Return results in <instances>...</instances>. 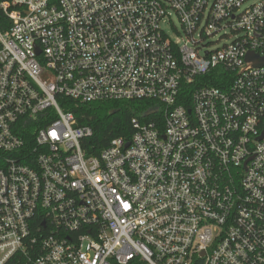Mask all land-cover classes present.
I'll list each match as a JSON object with an SVG mask.
<instances>
[{"label":"built area","instance_id":"built-area-1","mask_svg":"<svg viewBox=\"0 0 264 264\" xmlns=\"http://www.w3.org/2000/svg\"><path fill=\"white\" fill-rule=\"evenodd\" d=\"M0 12V264H264V0ZM63 98L158 105L87 156Z\"/></svg>","mask_w":264,"mask_h":264},{"label":"trees","instance_id":"trees-1","mask_svg":"<svg viewBox=\"0 0 264 264\" xmlns=\"http://www.w3.org/2000/svg\"><path fill=\"white\" fill-rule=\"evenodd\" d=\"M2 15L0 12V19ZM200 79L202 78H198L197 81ZM209 83L220 86L219 81L213 80ZM186 87L190 91V87ZM62 101L64 103L62 106L74 114L78 124L89 125L92 129V136L85 139L82 144L87 156L98 155L114 138L123 137L128 140L133 132L131 119L134 116L139 117L142 121L155 118V115L146 116V113L158 105V102L147 99L80 103L63 98Z\"/></svg>","mask_w":264,"mask_h":264},{"label":"rangeland","instance_id":"rangeland-1","mask_svg":"<svg viewBox=\"0 0 264 264\" xmlns=\"http://www.w3.org/2000/svg\"><path fill=\"white\" fill-rule=\"evenodd\" d=\"M171 18L173 21L174 26L177 28V30L179 31V33H176L174 31V29L172 27H170V25L168 23H163L162 27L164 29V31L171 37H179V35H182V32L180 30V24L178 19L176 18V16L174 14H171ZM228 32H226L227 34ZM223 32L217 34L216 36H213L211 38L208 39V41L212 42L209 46L210 51L215 50L217 48H221L226 44H229L233 41V37L230 36V34H228V36H223ZM191 45V43H189Z\"/></svg>","mask_w":264,"mask_h":264},{"label":"water","instance_id":"water-1","mask_svg":"<svg viewBox=\"0 0 264 264\" xmlns=\"http://www.w3.org/2000/svg\"><path fill=\"white\" fill-rule=\"evenodd\" d=\"M246 60H252L254 62L255 65H263L264 64V56L262 57H259L257 54L255 53H248L246 55ZM157 109H152V110H149L146 115H149V114H152L156 111ZM128 144V143H127Z\"/></svg>","mask_w":264,"mask_h":264}]
</instances>
